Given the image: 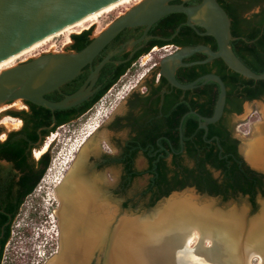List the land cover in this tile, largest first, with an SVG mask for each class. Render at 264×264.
<instances>
[{
    "label": "trees",
    "instance_id": "1",
    "mask_svg": "<svg viewBox=\"0 0 264 264\" xmlns=\"http://www.w3.org/2000/svg\"><path fill=\"white\" fill-rule=\"evenodd\" d=\"M217 1L232 22V51L253 72L264 73V0ZM259 7L260 11L256 12ZM182 34L184 37L195 35L190 28L184 29ZM89 35L90 32L86 31L72 36L73 40L81 43L78 51L90 44L91 41L87 39ZM131 63L123 66L106 65L97 83V86L103 85L102 89L91 101L84 103L75 117L87 113L116 87ZM212 66L214 68L210 71L215 69L227 89L225 116L222 121L208 125L206 130L199 128L196 117L187 116L182 125L184 138L181 141L178 129L183 115L191 108H199L208 117H212L220 87L215 82H209L205 85L200 83L192 91L176 89L178 99L175 101L180 100V95L192 92L196 93L198 99L192 105H176L167 112L166 123L145 126L141 131L142 135L127 142L124 153L116 159V163L124 167L126 175L123 178L128 180L127 189H131L135 181L147 178L146 186L138 195L140 201L146 202L145 208L154 207L159 200L169 197L173 192L195 188L200 194L221 198L224 203L240 194L248 196L252 212L259 209L257 198L259 195L264 198V175L254 171L245 162L239 151L240 141L234 138V128L230 126L228 117L241 115L247 102L264 100V81H253L236 74L221 59L214 60L210 67ZM202 68L203 66L185 68L180 73L187 74L188 83H191L199 78L197 70ZM88 73L86 67L71 83L80 86ZM203 95L207 96L206 105L199 103ZM32 107L33 112L26 117L23 128L9 133L4 141L0 140V228L9 229L12 220L20 214L27 198L36 192L52 164L50 150L38 161L34 158V151L40 149L58 128L69 125L70 119L53 123L50 110ZM64 112L65 110L55 111L59 118L63 117ZM206 131L207 136L204 138ZM2 133L0 130V138ZM161 135L167 138L158 140ZM158 149L161 153H155ZM140 158L147 163L144 170L136 168V162Z\"/></svg>",
    "mask_w": 264,
    "mask_h": 264
},
{
    "label": "bare ground",
    "instance_id": "2",
    "mask_svg": "<svg viewBox=\"0 0 264 264\" xmlns=\"http://www.w3.org/2000/svg\"><path fill=\"white\" fill-rule=\"evenodd\" d=\"M129 1L122 0L31 46L1 63L0 73L52 39L86 30L102 15ZM149 61L146 58L144 64ZM2 126L17 131L22 122L7 117ZM98 130V125L89 130L74 151L78 154L72 157L71 168L57 181L54 198L59 203L60 249L58 244L59 254L49 264H89L93 253L105 246L106 264H253L256 257L264 264V209L249 219L244 211H225L215 203H200L193 195H182L148 217L124 218L113 228L116 211L106 201L101 179L90 175L87 165L94 152L90 139ZM257 132L245 153L252 166L264 168V135L261 128ZM53 142L50 138L42 149L35 150L34 158L40 160Z\"/></svg>",
    "mask_w": 264,
    "mask_h": 264
},
{
    "label": "water",
    "instance_id": "3",
    "mask_svg": "<svg viewBox=\"0 0 264 264\" xmlns=\"http://www.w3.org/2000/svg\"><path fill=\"white\" fill-rule=\"evenodd\" d=\"M120 1L122 0H0V64L59 31ZM174 1L179 0H147L140 3L128 14L116 20L103 33L93 38L91 43L80 52L68 55L48 53L30 62L2 71L0 73V107L8 102L19 100L27 101L52 112L81 105L93 95V89L104 67L110 63H121L113 61V58L122 52L126 46L132 48L144 41V37L107 55L95 69H91V74L85 84L74 94L59 102L49 101L46 99V95L60 91L61 87L77 79L83 70L92 66L99 54L125 29L138 26L150 27L165 16L179 13L187 15L188 24L196 31L197 26L203 27L206 30L204 35L215 39L218 50L213 51L205 46L182 48L162 60L160 74L172 87L181 91H192L200 83L205 85L209 82H215L219 85L220 95L213 116L205 118L194 112L186 114L180 123L181 141L183 139L182 125L189 114L197 115L200 118V128L207 130L208 125L218 123L224 114L227 98L226 86L221 77L215 74L202 76L190 84H182L175 77L177 68L202 65L221 59L230 70L249 80L264 81V73L253 72L232 51L231 42L234 41L231 30L232 22L217 0H202V3L195 7L185 6V3L191 0H180L183 1L182 4H171ZM197 53L206 54L208 59L189 65L183 63L184 59ZM44 145L45 143L40 149ZM96 153L95 150L92 152L87 163L88 171L93 176H98V171L96 165L90 163V159L92 155L98 157ZM250 167L257 173L264 175V172ZM101 189L103 190L102 187ZM182 195H193L200 200V203H215L218 209L228 211L219 207L220 204L226 203L217 197L200 194L195 188H186L183 191L173 192L169 197L162 198L154 207L149 208L144 216L123 218L142 219L148 217L171 198ZM106 201L109 203L107 196ZM257 202L259 213L254 217L260 215L264 209V198L261 195L258 196ZM233 209L244 211L249 219L254 218L245 208L235 207ZM123 218L115 216L113 228ZM107 255L108 246H105L104 249L93 253L89 264H93L94 261L97 264H106Z\"/></svg>",
    "mask_w": 264,
    "mask_h": 264
},
{
    "label": "flooded vegetation",
    "instance_id": "4",
    "mask_svg": "<svg viewBox=\"0 0 264 264\" xmlns=\"http://www.w3.org/2000/svg\"><path fill=\"white\" fill-rule=\"evenodd\" d=\"M144 1L147 0H138V2L130 5L129 7H124L121 10L114 12L111 16H105V21L109 20V22L105 24V27L100 32H98L99 26H95L98 23L96 22L86 30L81 31L80 33L71 34V36H69L70 39L66 44L64 50L60 52L49 51L48 53L68 55L71 53L80 52L78 51V48L81 46V43H78L76 40H73L72 39L73 35H80L83 32L89 31L90 35L87 37V39L92 41L93 38L103 33L116 20L128 14L137 5H139ZM182 3L183 1L180 0L171 2V4H182ZM201 3L202 0H191L185 3V6L195 7L200 5ZM259 11H260V7L256 10V12ZM186 28H190L195 35L191 34L189 36L184 37L182 32ZM197 31L188 24L187 15L179 14V13L165 16L156 23H154L153 25H151L150 27L138 26V27L125 29L99 54V56L94 60L92 66L87 67V72L89 73L85 81L80 86L70 82L69 84L61 87L60 91H55L53 93L46 95V99H48L49 101L52 102L62 101L63 99H65V97L74 94L75 92H77L82 88V86L85 84V82L87 81V79L91 74V69L92 68L95 69L98 66V64L107 55H109L111 52L115 50H120L124 48V46L130 42L133 41L135 42L143 37L145 38L144 41L133 46L132 48L126 46L122 52H120L117 56L113 58V61L121 62V63L119 64L110 63V64H115L116 66H123L132 62L127 73L123 75L121 79L118 81L119 83L123 80L124 77L128 75L129 72L133 73V75L131 76L133 77V80L130 81L131 83L134 82V79L137 76H139L140 72L144 70H147V72L143 75L141 80L137 82V84L131 86L129 92L126 94L125 97H123V100L120 102L119 108H117V110H115V112H113L111 116L108 117L107 120H105L103 125L99 126L98 132L90 139V141H92V139L96 140L98 136L103 132L106 135L107 144L106 143L101 144L103 150L101 149V154L99 161L96 164V169L99 172L104 169L120 170V178L118 181V194H122V197L125 198V200H123L122 202L123 206L125 204L129 205V199H126V195L129 190L127 189L128 180L127 178H123V176L125 177L126 175L124 167L122 165L117 164L116 159L124 153V149L127 145V142H129L132 139H136L140 135H142L141 131L144 129L145 126L154 123H161V122L166 123L167 112H170V110L174 109L176 105H182V103H187L189 105H192L191 103L195 102L194 100L198 99L196 93L192 92L189 95H185V94L180 95L179 96L180 100L175 101L176 99H178L177 92L175 91L177 88L172 87L171 84L160 74L162 69L161 67L162 60L168 56L175 54L177 51H179L182 48L205 46L212 49L213 51L218 50V46L215 39L211 36L204 35L206 33V30L203 27L197 26ZM165 47L168 48L165 49ZM215 47H217V49H215ZM48 53H44V54H48ZM41 56L42 55L29 58L24 62H22L21 64L30 62ZM123 56L125 57L120 58ZM203 56H205V58H203ZM146 58H150V61L147 64H145V66H143L142 63H144V60ZM207 59L208 56L206 54L197 53L189 58L184 59L183 63L189 65L192 63L203 62L206 61ZM212 63L213 61L202 65H195V66H203L202 69L197 70V72L200 75L199 78L208 75L209 73L217 75L215 69H212V71H210L211 68H214L213 66L210 67ZM138 64L140 65V68H137ZM190 67H194V66H190ZM190 67L177 68L175 74L177 81H179L182 84H186V83L190 84L188 83L189 79L187 77V74H184L183 72L180 73L182 69L190 68ZM100 76L101 73L98 77L97 83L100 79ZM97 83L93 89L94 91L93 95L84 103H88L89 101H91L94 98V96L102 89L103 85L97 86ZM186 99L187 101H185ZM99 102L95 103V105H93V107L87 113H84L83 115H80L78 117L75 116L79 114L84 103H82L79 106L65 110V112L63 113V117L61 118H59L55 112L51 111L52 112L51 120L53 123H56L61 119H70L69 124L76 123L79 120H82L81 118L83 116L88 114L90 111L94 110V108L99 104ZM16 103L18 104L21 103L20 104L21 108ZM199 103H203V104L205 103L206 105V103H208L207 96L203 95ZM247 103H252V102H247ZM32 105L36 106L32 103L22 100L16 102H8L7 104L3 105L4 108L0 110V130L3 133H5V131L2 128V122L7 117H11L13 119L21 121L22 122L21 129H22L24 124L26 123V117L33 112ZM206 108L208 111L209 110L208 105L206 106ZM191 112H194L201 117L209 118L207 116L208 114L201 112L199 108H191L189 112H187L186 114ZM243 112H244V106H243ZM186 114H184L183 117ZM190 115L196 117L197 123L200 128V118L194 114H189L188 116ZM241 115L235 114L232 115L231 117H228L230 119L229 121L231 127L234 128L232 122L233 119L235 117H240ZM224 116L225 115L223 114L222 118H224ZM222 118L220 121H222ZM178 131H179V138L181 140L180 125ZM11 132L12 131H10V133ZM3 133L2 135H4ZM182 134H183V129H182ZM206 136H207V131L203 137L205 138ZM103 137L105 138V136ZM165 138H167V136L161 135L158 137V140ZM183 138H184V134H183ZM234 138H236L235 134H234ZM239 151H240V147H239ZM168 152L172 153L171 150H169ZM155 153H161V150L158 149L156 150ZM146 168H147V163H146ZM217 198L223 202L221 198L219 197ZM28 199L29 198H27V200ZM239 199L246 200L247 203L249 204L248 196L244 197L241 194L237 198L232 199L231 201H237ZM23 207L24 205L20 209V214H18L12 220L9 229H5L4 227L0 228V264H49L55 258L54 256L57 253L59 254V252L57 251H56L57 253L55 252L56 249L55 246L56 244H60L59 243L60 238L59 241L55 243H49L47 244V246H44V249L48 252V254L47 257L40 260L38 256L39 250L37 249L41 247L40 243H42L43 238L41 239L38 238L37 241H35L36 234L34 230H30L25 226L20 227V225H16L18 222V218L21 216V211ZM36 211L37 209H35V212ZM43 213L44 212L42 211L41 218L44 217ZM35 215L36 217L33 218L31 214L28 215L26 217L27 222L25 225H27L28 222H31L32 220H36L35 221L36 225H44V223H46V218L43 219L39 218L41 220L40 222H38L37 219H38V215L40 216V214L36 212V214L34 213V216ZM41 237H44V234H41Z\"/></svg>",
    "mask_w": 264,
    "mask_h": 264
},
{
    "label": "rangeland",
    "instance_id": "5",
    "mask_svg": "<svg viewBox=\"0 0 264 264\" xmlns=\"http://www.w3.org/2000/svg\"><path fill=\"white\" fill-rule=\"evenodd\" d=\"M136 2H138V0H131L98 18L97 19L98 23L95 25V26H99L98 32H100L105 27V24L109 22V20L105 21V16H111L114 12L121 10L124 7H129L130 5ZM69 36H71L70 33H65L61 36L52 39L50 42L43 45L41 48L35 50L25 58L15 62L14 67L21 64L22 62H24L29 58L43 55L44 53H48L49 51L60 52L64 50L66 44L70 39ZM142 65L145 66L144 63H142ZM137 68H140L139 64ZM146 72L147 70L140 72L139 76H137L134 79V82L132 83L130 81L133 80V77H131L133 73L129 72L128 75L124 77L123 80L116 87H114L111 94H109L105 98V100H107L105 107H103L102 104H98L94 108V110H92L82 120L58 128L45 141L46 144L50 138L54 139V142L52 143L49 149L50 155L52 157V164L49 170L47 171V174L39 184L36 192L27 200L26 204L24 205L21 211V216L18 218V222L16 224V225H20V227L25 226L30 230H34L36 234V231L38 230L34 229L33 226H40V225L34 224L36 220H32L31 222H28L29 225L28 224L25 225L27 222L26 217L30 214L32 215V218L36 217V215L34 216V213L36 214L37 212L40 214V216L38 215V219H37L38 222H40L41 219L46 218V223L42 225L44 226L42 228L44 230L43 232L44 237H41V235L39 237H36L35 235V241H37L38 238L39 239L43 238L42 243H40L41 247H39L37 250L39 251L44 250V246H47V244L53 241L51 239V235L53 234V232H55V228L53 224H55L59 230L60 220L56 216V212L59 209V203L55 200L54 193L56 190L57 181H59L62 178L63 174H65V172L68 171L69 168H71L72 163L71 164L69 163L72 157L74 158L77 157L78 153L74 154L75 149L79 148V145L82 143L85 135L89 132L91 128L97 125L98 126L103 125L105 120H107V118L110 117L111 114L115 112V110H117V108H119L120 102L123 100V97H125L126 94L129 92L131 86L137 84V82L141 80V78ZM20 104L18 105L21 108ZM3 108L4 106H1L0 110ZM232 122L234 126V134L236 138L240 141V153L244 157L245 161L250 166H252V164L247 161L245 151L248 145L252 142V140L255 137H257L256 136V133H258L257 128H261V134L264 135V100L255 101L252 103H246L244 105L243 114L240 117H235ZM2 128L5 131V134L1 136L2 139L0 138V140L4 141L7 138V135L10 133V131L4 126H2ZM103 136H105L104 139L102 138ZM92 141H94L92 145V149L96 148L95 153L97 152L96 154H98V157L92 155L90 159V163L96 165L100 158L101 149L103 150L101 144H105V143L107 144V138L105 133L103 132L98 136L96 140L92 139ZM136 166L139 170H144L146 168L145 160L143 158H140L137 161ZM252 167L261 172H264V168H256L254 166ZM98 177L101 179L100 186L105 191L106 196H108L107 198L109 200V204L112 206V210L116 211V215H115L116 217L118 216V218L119 217L123 218V217H133V216H144V214L148 211V208H145L146 202L140 201L138 197L142 189L146 186L147 178L140 179L134 182L132 188L128 190L126 195V199H129V205L127 207H124L122 205V202L123 200H125V198L122 197V194H118V181L120 178V170L104 169L100 172L98 171ZM219 207L225 208L227 210L233 209L235 207L239 209L245 208L246 210H248V213L252 217H254L259 213V209L257 212L253 213L247 201L242 199H239L237 201H231L226 204H220ZM35 209H37L36 212ZM42 211L44 212L43 213L44 217L41 218ZM207 246H211V244L208 243ZM59 248H60V244H59ZM93 264H97V262L94 261ZM253 264H260L259 258L256 257L253 261Z\"/></svg>",
    "mask_w": 264,
    "mask_h": 264
},
{
    "label": "built area",
    "instance_id": "6",
    "mask_svg": "<svg viewBox=\"0 0 264 264\" xmlns=\"http://www.w3.org/2000/svg\"><path fill=\"white\" fill-rule=\"evenodd\" d=\"M168 47H171V46H168ZM168 47H165V49L166 48H168ZM155 49H157V48H155ZM114 89V88H113ZM113 89H111L108 93H107V95L104 97V98H102L101 100H100V102H99V104H102V106L103 107H105V105H106V103H107V100H105V98L109 95V94H111V92L113 91ZM52 218H53V216H52ZM53 226H54V228H55V232H53V234L51 235V239L53 240V241H51V243H55V242H57L58 241V227L55 225V224H53ZM37 230L38 231H36L37 233H36V236H40L41 234H43V232H44V230L42 229V228H37ZM55 240V241H54ZM56 249H55V252L58 250V244H56ZM47 254H48V252L44 249V250H42V251H39V254H38V256H39V259L40 260H42V259H44L45 257H47Z\"/></svg>",
    "mask_w": 264,
    "mask_h": 264
},
{
    "label": "clouds",
    "instance_id": "7",
    "mask_svg": "<svg viewBox=\"0 0 264 264\" xmlns=\"http://www.w3.org/2000/svg\"><path fill=\"white\" fill-rule=\"evenodd\" d=\"M90 113V112H89ZM88 113V114H89ZM88 114H86V115H88ZM86 115L85 116H83L81 119H83L84 117H86ZM80 121V120H79ZM35 224V223H34ZM36 225V224H35ZM41 226V227H40ZM40 226H33V228L34 229H37V228H43L44 226H42V225H40ZM37 233V232H36ZM39 237V236H38Z\"/></svg>",
    "mask_w": 264,
    "mask_h": 264
}]
</instances>
